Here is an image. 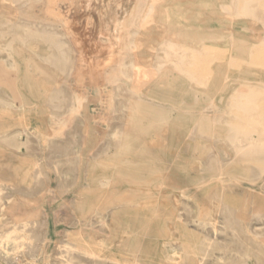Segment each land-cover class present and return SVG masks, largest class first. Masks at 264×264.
I'll return each mask as SVG.
<instances>
[{"label": "rangeland", "instance_id": "374dc122", "mask_svg": "<svg viewBox=\"0 0 264 264\" xmlns=\"http://www.w3.org/2000/svg\"><path fill=\"white\" fill-rule=\"evenodd\" d=\"M114 1L119 8H122L127 3L125 0ZM223 1L225 0H169L166 4V15L169 17L173 11L184 13L183 19L171 21V24L188 30L190 33L193 31H196L197 34L204 32L214 33L213 41L205 49L204 56L206 57L229 52L230 45L227 41V36L231 32V28H234L238 37L249 46L255 44L264 47V7L255 9L253 16H249L250 18L244 17L230 21L220 12V6ZM241 1L244 3V0ZM140 4L141 2L136 4V6L134 5V8ZM44 5V3L40 4L35 9V13L38 15L37 22H41L39 21L41 19H47L46 21L61 24L63 28H70L69 26H65L64 22L60 21L58 17L48 13L46 5ZM57 7L60 8L58 13L70 16L69 21L72 22L71 29L75 32L74 35H71L72 32L66 30L69 33L67 34L69 36L68 41L72 46V54H74L71 67L68 70L69 73H66L64 64L57 60V52L51 49L50 43L54 38H47L48 36L40 34V37L38 34L30 36L26 45L28 53L24 54L22 58L8 57L7 53L0 50V173L10 170L15 174L23 172H35L38 174L37 169H40L39 173L45 174L49 182V186H47L40 196L39 205L34 207L35 210H42V214L47 218L49 223L47 242L44 244L45 255L38 264H49V256L53 252L55 243L58 239H64L63 236L67 231H69V238L72 241L78 235L75 239L78 246L86 250L89 248L88 252L91 251L90 253L101 255L118 252V249H116L118 247L113 245L112 242L103 241V244L100 241V239H106L114 234V231L107 228L104 232L99 231V228L106 224L109 218L110 209H106L107 206L105 207L104 205L106 196L109 199L111 197L112 199H129L132 203V208L129 211L126 208L123 209L124 213L127 212L126 220L129 223L131 222L130 228L133 231V235L131 236L132 242L128 246L129 250L125 249L124 251L132 252L131 254L134 255L142 249L143 253L148 254V259L145 263L172 264L173 262L165 257V248L174 246L170 241L176 240V236L163 226V214L158 211L163 210L165 215L166 213L167 215L169 214L168 216H179V211L174 206L173 201L176 195L187 198L198 207V216L201 218V221L210 219L208 212L212 209L223 208L225 211H228V216L235 222L236 231L234 236L230 237L231 242H219L217 248L222 251L223 248L228 247L229 251L226 253L228 256L229 254L244 252L247 257L238 261L228 257L224 261L225 263L264 264V232L261 233V226L260 229L258 227L252 230L251 233L248 232L253 221L256 223L264 221V172L262 173L261 171L262 158L258 157L259 159L255 163L249 162L254 161L253 158H245V163H238V167L234 166L230 168L222 178V175H220V181H217L213 177L216 174L214 171H217L218 175L220 174L219 170L221 166L216 162L211 164L212 168H210L212 170L199 160L194 162V164L186 162L184 165H178L175 162L173 163V167L169 163V160L171 162L177 156L185 155V157H189L190 154V151L184 150L180 146L178 149L176 148L172 155V152L170 153V150L164 147L162 143L166 141L177 143V136L176 134L164 136L161 133V128L165 124L162 121L167 118L166 115L169 113V108H172V105L174 106L173 108H177L181 113L195 116L198 114L197 109H190V111L188 109V104H192L188 94L193 93L188 87L151 83L141 89L140 86L133 82L123 81L124 86L128 90L138 94L147 90L150 96L147 100L139 99L133 102V106L131 107L133 117L138 121L139 127L144 128L142 130L144 133L139 136L131 135L123 138L124 146L106 155L103 165L93 162L94 152L106 138L117 118L118 84L116 83H118L119 77L117 68V59L119 57L115 61H108V55L114 50V44L112 43L114 36L104 35L109 38V40H106L108 41L107 44H105L106 41L104 43L102 39L100 40V36H103L101 32L107 33L110 27L103 21L105 18L101 20L96 16L97 11L102 8L98 0H67V2L57 4ZM0 10L8 14H14L7 5H0ZM44 11H47L48 15ZM104 22L105 24L102 25ZM8 28L5 25L0 26L1 30H7ZM220 35L226 36L224 38L225 41L222 42L219 39ZM77 39L82 41L80 46L75 42ZM0 40L2 41L1 48L5 46V41L8 40V37L0 38ZM117 46L120 48V45ZM187 49L192 52L191 45ZM119 52L118 49L114 53L119 55ZM195 57V61L197 64L199 62L200 65L202 60L198 56ZM98 63L99 68L92 70L91 66ZM82 67H85V73H87L84 75L85 81L81 83L79 76L80 70H82L80 68ZM186 67L192 69L190 65H186ZM38 74L40 76L38 77V81H36L37 78L34 76ZM90 77L95 79L94 83L89 84L91 81ZM106 77L111 78V80L109 81ZM55 81L68 88L74 96L81 100V104H76L78 106L75 107L76 110H73V103L65 113L60 115L52 107V105L60 103L58 102L60 101L58 100L59 92L55 88ZM239 87L241 86L228 83L220 91L223 97L226 96L231 101L233 95L242 93L243 89L248 93L247 87H241L243 88L242 90H239ZM254 88H257L258 92H260L261 84L256 82ZM262 92V99L260 98V102L256 103L258 108H253L254 110L250 108L249 110L255 111V109H260L264 111V91ZM222 103L219 102L218 107L215 109L216 112H224L225 104ZM235 103L239 105V103ZM235 103L233 101L234 109L232 108L234 111L236 107L234 111H237L235 119L240 120L241 117V120H243L247 113L245 111L246 107L244 104L241 105V103L238 107ZM25 104L31 106H24ZM12 106H16V108L12 109ZM77 108L81 109L78 110ZM262 116L264 117V114ZM262 116L260 115V118L264 119ZM77 117L84 119L88 126V132L81 138L83 147L80 179L66 193L59 196L56 193L59 187V177H57L56 170L47 162L45 157L47 158L49 155L50 147L55 140L66 137L67 130L73 126L74 120ZM230 118L234 120L233 117ZM254 124L251 123L252 128H256L259 131L264 127V124L261 123ZM235 125L236 127H243L242 124ZM235 125L232 124L228 128L231 133L236 129ZM20 128L25 129L24 134L20 132ZM188 142L190 144H197L198 140L195 138V135H189V137L185 138L183 136L181 142L177 144L182 145V143ZM31 144H34L40 152L42 149V152L31 154L32 152H30L28 147ZM217 144L220 145L222 158L225 161L229 160L231 154L227 145L218 139ZM6 145L19 148L21 152L16 155L14 152L7 150ZM232 172L235 174L238 172L245 173V178H237V175H232ZM71 174L74 173L71 172ZM166 175H168L169 179L166 178ZM249 176L252 181L249 180ZM200 179L205 181L212 179V181L205 188L203 187V189L199 185L189 186V184L201 181ZM144 182H146V187L142 188V191L137 186ZM6 183L11 184V182ZM99 184H103V186ZM161 184H164V187ZM90 185L92 187H89ZM86 187L89 188L87 189ZM185 187H187L186 190L184 189ZM90 188H94V191L88 197V206L91 208L98 207L100 213L97 211V214L90 213V215L86 216L87 213L84 211L85 216H83V220L71 225L70 222L73 220V215L70 212L72 204L80 197L87 195ZM223 189H225L227 194L224 199L220 197V192ZM173 191L175 195L172 194ZM12 201L16 204L17 208L14 210L7 209L2 226L13 220L28 219L34 212V209H29L25 206L20 196L16 195L12 197ZM100 216L101 218H98ZM177 224V231L180 233L177 238L182 241L180 246L186 248L187 252L193 251V253H199L197 248L200 246L198 242L200 225L196 223L185 225L182 220L177 221ZM79 228L85 229L83 234L79 233ZM92 231H94L93 236H91ZM70 233L74 236H71ZM161 237L164 239H161ZM95 241L96 244H93ZM161 250H163L162 253ZM180 263L199 264L201 261L184 258L180 259Z\"/></svg>", "mask_w": 264, "mask_h": 264}, {"label": "bare ground", "instance_id": "6f19581e", "mask_svg": "<svg viewBox=\"0 0 264 264\" xmlns=\"http://www.w3.org/2000/svg\"><path fill=\"white\" fill-rule=\"evenodd\" d=\"M125 1L127 3H125L122 8H119L114 0H98L102 8L97 11L96 16L101 20L105 18L103 21H105L110 27V30L107 31V33L101 32L103 33V36H100V40L102 39L103 42L107 39L109 40V38L104 36L106 34L114 36L112 40L114 50L108 55V61H115L116 58L119 57L117 59L119 77L118 80L115 79L118 82L116 83L118 84V110L115 123L106 135V138L93 154V162L103 165L105 163L106 155L124 146L123 138L131 135L139 136L144 133L142 131L144 128H140L137 124L138 121L134 119L131 107L133 106V102H136L139 99L147 100L150 96L147 90L142 91L141 94L128 90L124 86L123 81H129L140 86L141 89L151 83H155L159 85L164 84L188 87L193 91V93L188 94L192 103L191 105L188 104V109L189 111L190 109H197L198 114L196 116L181 113L177 108H173L174 106L172 105V108H169V113L166 115L167 118L162 121L165 123L161 128L162 135L172 136L176 134L177 143L179 141L181 142L183 136L185 138L189 137V135H195V138L198 140L197 144H190L188 142L178 145L180 142L177 144L172 141L162 143L164 147H167L170 150V153L172 152V155L176 148L178 149L180 146H182L184 150L190 151L189 157L181 155L180 157L177 156L172 159L171 162L169 160L172 167L175 162L178 165H184L186 162L194 164V162L199 160L200 162H203L206 167L211 169V164L216 162L221 166V169L219 170V175L217 174V171H214L217 175L214 174L213 177L216 178L217 181H220L230 168L237 166L238 163H245V158L251 157L254 161L249 162L255 163L259 159L258 157H261V171L263 173L264 127L259 131L256 130V128H252L251 123L264 124V119L260 118V115L262 116L264 111L260 109L251 111L249 109L252 108V110H254L253 108H258L256 103L258 101L260 102L262 95L261 92L264 91V47L255 44L249 46L245 41L238 37L234 28H231V32L227 36V41L230 45L229 52L224 54L218 53L206 57L204 56L205 49L208 47L209 43L213 41V37L215 36L214 33L204 32L197 34L196 31L190 33L188 30L178 28L174 24H171V21L174 22L177 19H183L185 15L184 13L173 11L172 14L167 17L166 4L169 0ZM64 2H67V0H0V5H7L14 13L8 14L0 10V26L5 25L9 27L7 30L0 29V38L8 37V40L5 41V46L1 47L0 50L7 53L8 57L22 58L24 54L28 53V51H26L28 49L26 45L30 36L34 34H38L39 36L40 34L48 36L47 38H54L50 43L51 49L54 52H57V60L64 64L67 73L71 67L74 54H72V46L68 41L69 36L67 35L69 33H67L66 30H70L72 32L71 35H74L75 32L71 29L72 22L69 21L70 16L68 17L64 13H58L60 8L57 7V4ZM139 2H141V4L134 8V5L136 6ZM43 3L46 5L48 13L58 17L60 21L62 20L64 22L65 26H69L70 28H63L61 27V24L46 21L47 19H41L39 20L41 22H37L38 15L35 13V9L38 5ZM261 4H264V0H244V3L241 0H225L220 6V12L230 21L244 17L250 18L253 16V11L255 9L259 7L262 8V6L264 7V5ZM250 6L251 8H249ZM47 11L44 12L47 13ZM105 22L102 25H104ZM224 38H226L225 35H220L219 37L222 42L225 41ZM1 42L2 41L0 40V45ZM75 42L80 46L82 41L77 39ZM107 42L108 41L104 43L107 44ZM117 45H120V48H118ZM190 45L192 46V52L187 49ZM118 49L120 52L119 55H116L114 52ZM195 56H198V58L202 60L200 65L199 62L197 64L195 61ZM98 65L99 63L95 65L93 64L91 69L94 70L99 68ZM186 65L192 66V69L187 68ZM85 67L80 68L82 69L80 70L81 72L79 76L81 83L85 81L84 75L87 73H85ZM39 76V74L34 76L37 78L36 81H38ZM113 77L115 78L114 75ZM90 78L91 81L89 84L94 83L95 79L93 77ZM110 80L111 78L109 81ZM86 82L88 83V81ZM256 82L261 84L260 92H258L257 88H254ZM54 83L55 88L59 92L58 100L60 101L58 102L60 103L52 105V107L60 115L65 113L68 107L73 103L75 104L72 105L73 110H76L75 107L78 104H81V100L74 96L68 88L59 82L55 81ZM228 83L247 87L248 93H246L247 91L245 92L243 88L239 87L238 89H243V92L233 95V98L230 101L227 99L228 97H223L220 91L223 86ZM233 101L234 103H239V105L240 103L241 105L244 104L246 107V116L243 120H241L240 117L241 121L237 118L235 119L237 111L234 112L236 107L233 111ZM219 102L225 104V110L223 113L215 111ZM26 105L31 106L28 104H25L24 106ZM239 105L237 106L239 107ZM15 108L16 106H12V109ZM77 113L79 115V111ZM230 117H233L234 120H231ZM232 124H242L243 127L240 128L235 125L236 129L233 128L234 131L231 133L228 128ZM146 128L148 129V127ZM19 130L21 133H25L24 128H20ZM87 132V123L84 119L77 117L76 120H74L73 126L67 130L66 137L64 139L55 140L50 147L49 155H46L48 153L45 154L47 156L45 159L54 167L58 175L57 177H59V187L58 192H56L59 196L66 193V191H68L71 186L80 179L83 147L81 138ZM217 139L227 145L231 154L229 160L225 161L222 158L220 154V145L217 144ZM35 140L37 139L35 138ZM28 147L30 152H32L31 154H38V152H40L34 144H31ZM6 148L7 150L14 152L16 155L21 152L19 148H14L11 145H6ZM62 165L63 167L61 168ZM37 170L38 174L35 172L15 174L10 170H5L0 173V180H2L0 181V264H38L45 255L44 244L47 242L49 223L47 218L42 214V210H35L34 207L39 205L40 196L47 186H49V182L47 177H45V174H40V169ZM71 172L74 174L70 175ZM244 174L240 172L235 174L232 172V175H237V178H245ZM220 175H222L221 178ZM166 178L169 179L168 175H166ZM248 178L252 181L250 176ZM211 181L212 179L209 181L201 180L189 184V186L199 185L202 186L203 189V187L205 188V186ZM6 182H11V184ZM145 183L146 182L138 185L137 188L142 190V188L146 187ZM99 185L103 186V184ZM161 186L164 187V184H161ZM89 187H92V185ZM184 189L186 190L187 187ZM93 191L94 188H90L87 195L80 197L74 204H72L70 212L73 215V220L70 222L71 225L83 220V216H85L84 211L87 213L86 216L90 215V213L95 214L98 210L100 211L98 207L91 208L88 206V197ZM172 194H174V191ZM16 195L21 197L25 206L29 209H34V212L28 219L13 220L8 222L5 226H2L7 209L14 210L17 208L16 204L12 201V197ZM226 195L225 189L221 190L220 197L224 199ZM173 201L174 206L179 211V216H168L169 214L167 215L166 213L165 215L163 210L158 211L163 214V226L176 236V240L170 241L174 246L165 248V257L166 259L171 260L173 262L172 264H182L180 263V259L184 258L198 259L201 261L199 264H227L224 261L228 257L235 261L247 257L244 252H237L231 255L229 254L228 256L226 254L229 251L228 247L223 248L222 251L217 248L219 242H231L230 237L234 236L236 231L235 222L228 216V211H225L223 208L212 209L208 212L210 219H204L201 221V218L198 216L199 209L192 201L180 195H176L175 198H173ZM104 205L105 207L107 206L106 209H110L109 218L107 223L99 228V231L104 232L107 228L114 231V234L111 233L112 235L106 239L102 238L100 241L112 242L113 245L118 247L116 248L118 249V252L101 255L90 253L91 251L88 252L89 248L86 250L78 246L75 241L78 235L75 239L73 238L74 241H72L69 238V231H67L66 233L64 232V239H58L55 243L53 252L49 256V264H148L145 263L148 259V254L143 253L141 251L142 249H140L139 253L134 255L131 254L132 252L129 253L124 251L125 249H128L129 245H131V236L133 235V231L130 228L131 222L129 223L126 220L127 212L124 213L123 211L125 208L128 211L132 208L131 200L112 199V197L109 199V197L106 196L104 199ZM98 218H101V216ZM179 220H182L185 225L192 223L200 225L198 234V242L200 246L197 248L199 253H193V251L187 252L186 248L180 246L182 241L177 238L178 235H180L179 231H177V221ZM260 226L262 233L264 232V221L261 223L253 221L248 232L251 233L252 230L258 227L260 229ZM84 230L85 229L79 228L78 231L83 234ZM94 231H92L91 236L94 235ZM70 235L74 236L71 233ZM162 238L163 237H161V239ZM93 244H96V241ZM162 251L163 250H161V253ZM232 264L242 263L234 262Z\"/></svg>", "mask_w": 264, "mask_h": 264}]
</instances>
